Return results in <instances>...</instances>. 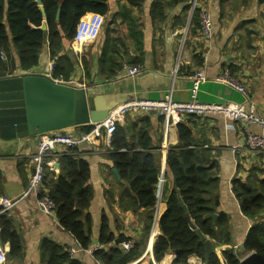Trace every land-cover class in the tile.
<instances>
[{
  "label": "crops",
  "instance_id": "obj_1",
  "mask_svg": "<svg viewBox=\"0 0 264 264\" xmlns=\"http://www.w3.org/2000/svg\"><path fill=\"white\" fill-rule=\"evenodd\" d=\"M107 4L109 12L106 16L89 15L81 21L80 30L92 23L101 27L96 41L85 43L77 54L70 47L71 42L65 41L60 55L70 59L74 70L68 79L56 80L86 89L93 99L108 102V98L126 97L120 107L141 99L163 101L169 92L173 93L175 101L189 102L192 84L188 78L203 70L207 80L198 93L200 102L243 104V94L217 81L219 76L227 73L247 89L258 113L264 116V3L257 0H200L199 6L207 9L213 19L214 35L210 40L203 37L199 18L193 19L194 12L189 8L188 0H145L138 6L127 0H108ZM16 64L17 70L20 69L18 61ZM48 65L53 66V61L46 47L36 67L37 72L42 73ZM132 67H140L141 74L130 77L128 69ZM184 123L193 130L195 140L205 145L217 162L218 212L228 216L227 230L232 243L215 245L211 240L213 247L221 248V262L225 250H233L241 261L249 255L243 251V244L254 222L242 213L233 182L238 179L246 182L254 167H258L259 177L264 179V155L249 151L245 137L248 130L258 132L259 129L227 121L222 115L191 116L184 119ZM88 127L93 126L75 127L66 134L77 137ZM118 127L125 130L127 143L136 146V151L142 150L141 138L147 135L150 138L153 155L160 167L156 211L161 217L167 210L174 185L167 159L170 149L180 142L178 126L156 114H129ZM38 139L35 136L0 141V198L19 199L8 215L24 244L23 258L9 262L46 264L41 244L48 239L69 252L75 250L71 256L82 264H99L93 254L79 247L57 219L39 209L36 195L25 196L34 173L33 157L38 150ZM76 148L77 151L57 149L50 157L54 169L47 175L49 181H54L64 173L63 156L88 162L93 199L87 212L92 220L93 246L97 245L94 241H98L105 215L115 236L123 234L141 246L143 255L132 264H154L153 258L155 264H172L175 253L171 250L160 262L153 255V245L161 230L159 228L154 239L151 232L147 242L146 210L135 213L121 207L124 184L113 172L116 167L106 139L93 146L82 144ZM259 220L264 221V214ZM187 264L204 262L193 255Z\"/></svg>",
  "mask_w": 264,
  "mask_h": 264
},
{
  "label": "trees",
  "instance_id": "obj_2",
  "mask_svg": "<svg viewBox=\"0 0 264 264\" xmlns=\"http://www.w3.org/2000/svg\"><path fill=\"white\" fill-rule=\"evenodd\" d=\"M107 1L0 0V70L8 67L10 74H14L18 61L21 69L31 71L39 65L42 51L48 47L53 61V78L68 79L74 67L67 56L60 55L63 45L65 41L74 39L83 18L93 14L106 16L109 12ZM127 1L138 6L145 0ZM257 1L264 3V0ZM59 9L61 16L58 22L56 17ZM199 13L200 9H195L194 20L199 18ZM44 23L47 24L45 31L42 29ZM177 126L180 142L170 149L167 159L174 185L167 201V210L159 220L161 234L154 242L153 255L160 262L171 250L175 253L172 264H187L193 255L204 260L205 247L185 220L177 190H180L191 219L205 237L213 240L215 245L231 244L232 238L227 230L228 216L218 212L217 162L212 159L211 151L195 140L193 130L187 124L182 122ZM92 129L88 127L85 133ZM124 131L123 128H117L110 146L111 157L124 184L121 207L135 213L146 210L148 242L155 220L160 167L153 155L148 135L141 138L142 150L136 151V146L127 143ZM62 162L64 173L57 180L49 181L47 173L50 171H46L40 197H49L56 206L59 225L74 237L81 249L89 250L93 247L92 220L87 212L93 199V190L89 186L90 166L84 159L69 155L63 156ZM257 168L251 170L246 182L241 179L234 181L233 191L244 216L254 222L243 244V251L264 257V221H257L264 214V179H260ZM214 214H218L216 225ZM0 240L9 247L7 259L10 262L23 258L22 236L16 231L8 213L0 214ZM118 240H121L120 244ZM129 240L132 239L123 234L115 236L104 215L97 245L105 248L94 252V259L99 264H132L141 258L143 250L135 241L134 248L127 253L122 244ZM143 247L145 250L146 245L143 244ZM41 251L46 264H82L72 258L67 248L48 239L43 240ZM222 256L223 262L215 253L211 254L208 264H240L233 250L223 251Z\"/></svg>",
  "mask_w": 264,
  "mask_h": 264
},
{
  "label": "built area",
  "instance_id": "obj_3",
  "mask_svg": "<svg viewBox=\"0 0 264 264\" xmlns=\"http://www.w3.org/2000/svg\"><path fill=\"white\" fill-rule=\"evenodd\" d=\"M200 0H191L190 6L192 11L200 9L199 18L202 35L206 40H210L214 35L213 19L210 12L199 6ZM95 15V14H93ZM89 16V15H88ZM100 16V15H96ZM84 19V18H83ZM82 19V20H83ZM81 20V21H82ZM77 27V33L71 41L70 47L77 54L79 49L83 48L85 43L96 41L101 32V27L98 24H89L85 30H80V25ZM264 54V44H263ZM53 71V66H50ZM140 67H132L128 69L130 77H136L141 74ZM189 81L192 84L191 100L189 102H177L173 99V93L169 92L166 99L163 101H155L150 99L135 100L130 103L124 104L115 109L109 118L101 124L93 126V129L88 133H83L77 137L72 135H63L61 133L45 134L39 137L38 150L33 157L34 173L32 174L25 196L34 194L37 195L41 192L45 173L47 170L53 171L54 161L50 158L57 149L70 150L79 147L82 144L96 145L99 140L105 138L108 149H111V138L117 131L118 126L124 121L129 114H149L153 113L157 116L164 117L171 120L172 123L178 125L184 122V119L191 116L207 117L212 115H222L227 121L244 123L247 126H255L259 129L258 132L247 131L246 145L254 154L264 155V116L260 115L257 111L256 105L250 100L247 89L239 84L231 75L224 73L217 78V81L225 84L231 89L238 90L243 94L245 102L243 104H219L211 103L206 104L198 100V93L201 85L207 80L205 72L200 70L189 76ZM19 199L0 198V214L11 211L18 203ZM39 209L51 217L56 218L55 204L44 196L37 200ZM159 220L160 215L156 211L155 220L152 227V239L159 233ZM135 245V240H129L122 244L123 249L128 253ZM105 247L96 245L89 250L93 254L98 250ZM151 254H152V249ZM8 247L3 245L0 241V264H9L7 259ZM75 250H71L70 254L74 255ZM153 262L155 264L154 258Z\"/></svg>",
  "mask_w": 264,
  "mask_h": 264
},
{
  "label": "water",
  "instance_id": "obj_4",
  "mask_svg": "<svg viewBox=\"0 0 264 264\" xmlns=\"http://www.w3.org/2000/svg\"><path fill=\"white\" fill-rule=\"evenodd\" d=\"M60 16L61 9L56 17L58 22ZM42 29L47 30L46 23ZM125 98L112 97L108 98V102L93 99L86 89L54 79L50 65L42 73H38L36 68L28 72L20 68L13 75L6 67L0 70V141L10 142L56 132L66 135L69 129L75 127L101 124ZM113 172L120 179L118 170L114 169ZM177 195L185 212V220L205 247L204 264H208L213 253L220 258L221 248L215 249L213 242L195 225L181 199L180 190H177ZM213 219L216 225L218 214H214ZM117 243L120 244L121 240ZM94 244H98V241L95 240ZM240 264H264V257L250 253Z\"/></svg>",
  "mask_w": 264,
  "mask_h": 264
},
{
  "label": "bare ground",
  "instance_id": "obj_5",
  "mask_svg": "<svg viewBox=\"0 0 264 264\" xmlns=\"http://www.w3.org/2000/svg\"><path fill=\"white\" fill-rule=\"evenodd\" d=\"M28 185H29V182H28ZM27 188H28V186H27ZM27 188H26V190H27ZM42 190H43V186H42L41 192L38 194V196L36 195V196H37V199L42 198V197H40V194L42 193ZM25 192H26V191H25ZM45 196H46V195H45ZM43 197H44V196H43ZM47 197H48V196H47ZM1 198H3V197H1ZM5 198H9V197H5ZM14 199H18V198H14ZM0 211H1V208H0ZM9 212H10V211H9ZM9 212H6V213H9ZM1 214H2V213H1ZM0 241H1V240H0ZM1 243H2V242H1ZM2 244H3V243H2ZM3 245H4V244H3ZM5 246H7V245H5ZM7 247H8V246H7ZM93 247H94V246H93ZM93 247H92V248H93ZM89 250H90V249H89ZM89 250H88V251H89ZM70 251H71V250H70ZM8 252H9V249H8ZM7 254H8V253H7ZM7 254H6V255H7ZM93 254H94V253H93ZM8 262H9V260H8ZM9 264H11V263L9 262Z\"/></svg>",
  "mask_w": 264,
  "mask_h": 264
}]
</instances>
